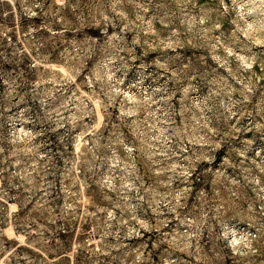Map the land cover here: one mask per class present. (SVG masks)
<instances>
[{"label": "rangeland", "instance_id": "374dc122", "mask_svg": "<svg viewBox=\"0 0 264 264\" xmlns=\"http://www.w3.org/2000/svg\"><path fill=\"white\" fill-rule=\"evenodd\" d=\"M0 264H264V0H0Z\"/></svg>", "mask_w": 264, "mask_h": 264}]
</instances>
